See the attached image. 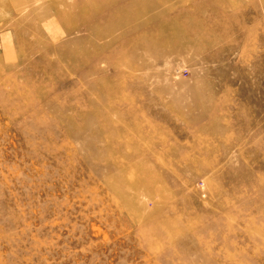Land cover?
<instances>
[{"label":"rangeland","instance_id":"374dc122","mask_svg":"<svg viewBox=\"0 0 264 264\" xmlns=\"http://www.w3.org/2000/svg\"><path fill=\"white\" fill-rule=\"evenodd\" d=\"M0 264H264V0H0Z\"/></svg>","mask_w":264,"mask_h":264}]
</instances>
